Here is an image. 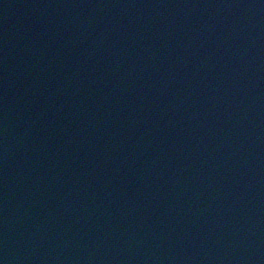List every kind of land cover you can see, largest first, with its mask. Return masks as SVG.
Segmentation results:
<instances>
[{"label": "water", "instance_id": "1", "mask_svg": "<svg viewBox=\"0 0 264 264\" xmlns=\"http://www.w3.org/2000/svg\"><path fill=\"white\" fill-rule=\"evenodd\" d=\"M0 264H264V0H0Z\"/></svg>", "mask_w": 264, "mask_h": 264}]
</instances>
